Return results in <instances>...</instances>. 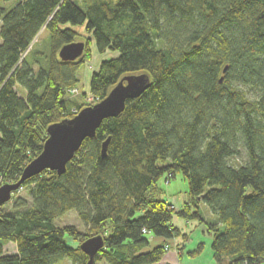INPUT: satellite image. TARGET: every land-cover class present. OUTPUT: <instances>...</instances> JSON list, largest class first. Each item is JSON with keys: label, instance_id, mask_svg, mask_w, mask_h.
Segmentation results:
<instances>
[{"label": "trees", "instance_id": "trees-1", "mask_svg": "<svg viewBox=\"0 0 264 264\" xmlns=\"http://www.w3.org/2000/svg\"><path fill=\"white\" fill-rule=\"evenodd\" d=\"M79 25L86 33L71 27ZM41 31L46 51L33 42ZM76 41L84 42L81 57L60 60L59 50ZM91 50L104 56L88 81L95 101L124 76L147 74L150 86L82 141L63 174L25 180L0 207V264H86L66 236L79 245L102 237L93 264H156L168 251L164 242L186 238L173 218L205 222L203 210L214 217L206 225L215 264H264V0L0 7V186L18 181L41 153L50 125L83 108L68 95ZM240 148L246 160L233 165ZM176 173L188 200L175 212L158 182ZM69 211L85 233L54 224ZM151 237L164 241L147 251ZM8 243L15 254H3Z\"/></svg>", "mask_w": 264, "mask_h": 264}, {"label": "water", "instance_id": "water-1", "mask_svg": "<svg viewBox=\"0 0 264 264\" xmlns=\"http://www.w3.org/2000/svg\"><path fill=\"white\" fill-rule=\"evenodd\" d=\"M83 51L84 43L76 41L64 45L59 50L58 57L62 61H75L81 57ZM149 86L150 79L147 74L124 76L103 100L82 108L71 119L50 125L41 153L24 167L18 181L0 186V207L10 201L12 194L20 189L25 180L43 171L63 174L66 164L82 141L93 137L104 119L117 117L123 111L126 100L139 97ZM107 143L108 139L102 143V157L105 156ZM102 246L101 236L87 238L79 245L80 250L88 256L86 264H93L94 256Z\"/></svg>", "mask_w": 264, "mask_h": 264}, {"label": "rangeland", "instance_id": "rangeland-1", "mask_svg": "<svg viewBox=\"0 0 264 264\" xmlns=\"http://www.w3.org/2000/svg\"><path fill=\"white\" fill-rule=\"evenodd\" d=\"M18 1H20V0H7V1L0 0V7L5 8V9H9L14 4H16ZM71 27L76 32L86 33L84 25L71 26ZM33 42L34 43L37 42L36 43L37 48L46 51L47 46H48V33L45 31H41L38 34L37 38H35V40ZM101 60H104V56L100 57V56L96 55L93 50H91V58L82 65L81 70L77 74V77L79 79L77 89H75L74 92H72V93H70V95H68V98H70L72 100H76L79 104H81L83 106V108L87 107V106H92L95 103H97V101H95L88 92V81H89L90 73H92L93 70L95 71L97 69ZM15 87H16V90L19 93V95L21 97H23L25 94V90L23 88H21L19 85H16ZM245 160H246V153H245L243 148L239 149V153L235 158L230 159V161L233 165H236L237 163H244ZM158 165H162V163L159 162ZM166 177L167 176L165 175L159 180L158 186L163 191L165 200H171L172 202H174V204L177 207L175 209L181 208L182 203H180L177 200V198H179L180 201H183V200L187 201L188 200V196H187L188 184H187V181L185 180V178L182 176L181 173H176L175 176L170 178L168 182H166ZM18 195L22 196L24 198L26 197L24 190H20L18 192ZM174 211L176 212V210H174ZM188 222L191 225L194 222L196 223V220H190ZM54 224L58 227L73 226L78 232H81V233H85L87 231L86 227L78 219L75 211H69L68 213H65V214L59 216L58 218L55 219ZM202 237H204V236L203 235L198 236L195 234L193 235V233L190 235V239L192 238L193 240H196L197 238H202ZM197 240H199V239H197ZM65 243L67 246H70L72 248L73 247L76 248L79 246V242L73 240L69 236L65 237ZM178 246H179V244H178ZM166 248H167V250L170 249L167 246H166ZM188 249L186 248L185 250H188ZM209 249H210V247H209ZM173 250L177 251L178 250L177 246H173ZM15 253H16V246L14 243H8L7 245H5L3 247V254L10 255V254H15ZM202 254H203V257H200V261H201V263H204L205 262L204 258L206 255V249L205 248H203ZM201 263H199V264H201ZM60 264H70V262L68 260H64ZM97 264H104V262L101 261V262H98ZM186 264H189V263H186Z\"/></svg>", "mask_w": 264, "mask_h": 264}, {"label": "crops", "instance_id": "crops-1", "mask_svg": "<svg viewBox=\"0 0 264 264\" xmlns=\"http://www.w3.org/2000/svg\"><path fill=\"white\" fill-rule=\"evenodd\" d=\"M177 200L180 203H184L186 201V200L180 201L179 198H177ZM203 215L205 218V222H201V223L194 222L191 225L188 221H184L177 217L173 218L172 220L173 224L181 231V234L186 235V238L183 240L181 239V237H177V238L175 237L173 239H170L169 241L164 242L166 243L165 245H169L170 249L164 254L163 258L156 264H186V263L199 264L201 263L200 257H203L202 254L203 248L206 249V255L204 258L205 262L201 264H215L212 258L211 246H210L212 236L209 233L206 225V221H214V217L208 214L206 210H203ZM192 233L193 235L194 234L198 236L203 235L204 237L197 238L199 240L197 239L193 240L192 238L190 239V235ZM163 241L164 240L161 238L151 237L150 247L146 250L148 251L160 244H163ZM173 246H177L178 250L177 251L173 250ZM186 248L189 249L185 250Z\"/></svg>", "mask_w": 264, "mask_h": 264}, {"label": "built area", "instance_id": "built-area-1", "mask_svg": "<svg viewBox=\"0 0 264 264\" xmlns=\"http://www.w3.org/2000/svg\"><path fill=\"white\" fill-rule=\"evenodd\" d=\"M75 90H73L72 92H74ZM93 98V97H92ZM170 176H168V178H169ZM169 181V179L168 180H166V182H168ZM166 202L169 204V206L171 207V208H173L174 210H176V211H178L179 210V208L178 209H175V208H177L176 207V205L174 204V202H172L171 200H166ZM176 202V201H175Z\"/></svg>", "mask_w": 264, "mask_h": 264}]
</instances>
